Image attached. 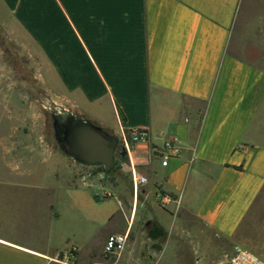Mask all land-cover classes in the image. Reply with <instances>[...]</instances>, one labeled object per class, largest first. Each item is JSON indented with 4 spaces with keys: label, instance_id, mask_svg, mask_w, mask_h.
Returning a JSON list of instances; mask_svg holds the SVG:
<instances>
[{
    "label": "crops",
    "instance_id": "obj_1",
    "mask_svg": "<svg viewBox=\"0 0 264 264\" xmlns=\"http://www.w3.org/2000/svg\"><path fill=\"white\" fill-rule=\"evenodd\" d=\"M246 1L0 0L47 55L51 91L120 142L121 125L147 131L121 161L146 180L130 179L128 221L105 235L104 258L107 238L132 228L135 263L145 222L162 252L145 263L183 264L190 249L194 264H218L209 258L264 191V65L230 48ZM171 137L178 152L165 157ZM18 174L0 175V264H66L70 248L76 264H108L73 241L58 198L99 217V202L130 184L87 171Z\"/></svg>",
    "mask_w": 264,
    "mask_h": 264
},
{
    "label": "rangeland",
    "instance_id": "obj_2",
    "mask_svg": "<svg viewBox=\"0 0 264 264\" xmlns=\"http://www.w3.org/2000/svg\"><path fill=\"white\" fill-rule=\"evenodd\" d=\"M245 16L234 29L230 48L236 54L264 65V0H247ZM47 55L34 43L27 31L16 21L13 14L0 2V175L22 174L25 179H39L54 173L65 172L100 175L105 180L130 184L129 171L121 167L124 158L120 141L116 161L106 170L102 163H92L72 152L62 141L61 124L69 118L82 120L80 112L63 95L51 91L48 84ZM22 173V174H21ZM112 189V195L99 202L104 216H92L91 205H74L70 194L58 198L59 208L66 211L62 220L71 227L73 241H77L85 254L94 250L102 254L105 235L118 230L128 221V202L132 201V185L126 189ZM108 189H106V192ZM63 203V205H62ZM85 204V203H84ZM141 241L135 252L141 257L132 263V240L120 253L105 257L108 264H147L148 254L159 253L154 246L150 230L145 222L140 225ZM128 229V228H127ZM236 243L243 244L264 256V191L248 212L229 243L218 247L213 263L229 264L227 257ZM174 253L176 246H168ZM162 253V252H160ZM183 264H194L193 250H188ZM165 263L177 262L174 255L167 256ZM156 264V263H155Z\"/></svg>",
    "mask_w": 264,
    "mask_h": 264
},
{
    "label": "built area",
    "instance_id": "obj_3",
    "mask_svg": "<svg viewBox=\"0 0 264 264\" xmlns=\"http://www.w3.org/2000/svg\"><path fill=\"white\" fill-rule=\"evenodd\" d=\"M121 137L122 142L125 144L128 154H130V145L131 142H136L139 140H144L147 138V131L143 128H132L126 129L124 125H121ZM165 147L168 150L164 155L165 157L178 152V145L176 144L175 137L167 138L165 140ZM146 180L145 175H139L136 172V169H132V181L135 188H138V185L141 181ZM164 200H169V194H162ZM130 236V228L125 230L122 233L110 235L105 243L104 252L106 255H120L124 250ZM75 249L70 248L67 250L62 257H59V260L66 264H76L73 261L75 257ZM229 264H264V256L259 252L244 246L243 244L236 243L227 257Z\"/></svg>",
    "mask_w": 264,
    "mask_h": 264
},
{
    "label": "water",
    "instance_id": "obj_4",
    "mask_svg": "<svg viewBox=\"0 0 264 264\" xmlns=\"http://www.w3.org/2000/svg\"><path fill=\"white\" fill-rule=\"evenodd\" d=\"M61 128L62 141L68 144L72 152L85 161L104 164L106 170L114 166L119 143L117 136L106 134L87 119L71 117L61 124ZM120 147L124 158H127V149L122 141Z\"/></svg>",
    "mask_w": 264,
    "mask_h": 264
},
{
    "label": "flooded vegetation",
    "instance_id": "obj_5",
    "mask_svg": "<svg viewBox=\"0 0 264 264\" xmlns=\"http://www.w3.org/2000/svg\"><path fill=\"white\" fill-rule=\"evenodd\" d=\"M146 225H148V223H147ZM150 230H151L150 232H151L152 234H154V233L156 232L155 229L152 230V229L150 228Z\"/></svg>",
    "mask_w": 264,
    "mask_h": 264
}]
</instances>
